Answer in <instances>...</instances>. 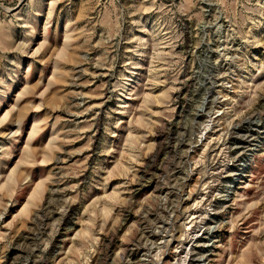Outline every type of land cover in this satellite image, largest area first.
<instances>
[{"label":"rangeland","instance_id":"1","mask_svg":"<svg viewBox=\"0 0 264 264\" xmlns=\"http://www.w3.org/2000/svg\"><path fill=\"white\" fill-rule=\"evenodd\" d=\"M0 264H264V0H0Z\"/></svg>","mask_w":264,"mask_h":264}]
</instances>
